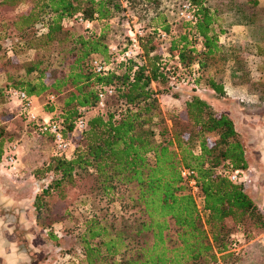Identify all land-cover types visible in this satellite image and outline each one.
<instances>
[{"label":"trees","instance_id":"trees-1","mask_svg":"<svg viewBox=\"0 0 264 264\" xmlns=\"http://www.w3.org/2000/svg\"><path fill=\"white\" fill-rule=\"evenodd\" d=\"M169 1L0 0V39L15 36L25 50L34 52L32 60L19 66L22 76L6 72V95L10 97L9 91L17 90L28 97L53 95L57 99L70 91L64 107L73 104L72 111L58 112L53 107L39 117L40 122L55 111L70 131L79 111H86L87 129L79 134L73 154L69 158L54 154L44 169L53 179L34 188L36 216L49 224L50 199L66 200L67 190L76 189L86 179L111 202L117 184H133L138 191L142 216L138 224L117 216L111 220L97 215L85 219L79 251L73 256L77 264L226 263L235 256L230 251L236 247L237 232L246 238L264 231V215L247 194L246 185L230 180L231 173L247 172L248 168L242 135L233 119L214 110L198 94L184 103V119L168 118L151 88L158 80L171 87V78L182 76L196 92L204 74L207 88L223 96V76L217 72L210 75V69L219 61L232 59L239 73L235 83L246 85L253 95L264 92V85L251 77L235 49L228 54L219 40L227 31L222 22L250 26L255 20L264 21V9L257 8L258 0H213L214 4L212 0H187L193 23H184L183 32L165 43L158 34L171 33L163 14ZM124 10L146 23L147 31L139 41L141 51L132 59L121 57L127 39L121 50L113 51L105 31L110 20ZM228 13L234 18L220 21ZM78 17L93 25L99 23L101 29L96 32L92 25L86 30ZM160 43L165 45L162 54L158 53ZM245 49L251 52L248 45ZM53 53L60 70L43 67ZM92 56L109 65V70L95 73ZM109 86L119 108L105 113L106 108L96 109L98 91ZM21 118L42 135L39 122ZM166 120H170L172 131ZM2 131L0 128V159L11 145L4 149L8 139ZM183 169L195 174L203 197L200 208L182 179ZM171 223L174 236L170 235Z\"/></svg>","mask_w":264,"mask_h":264},{"label":"rangeland","instance_id":"rangeland-1","mask_svg":"<svg viewBox=\"0 0 264 264\" xmlns=\"http://www.w3.org/2000/svg\"><path fill=\"white\" fill-rule=\"evenodd\" d=\"M180 3V1L171 0L164 5L163 9V14L166 16L170 28L176 35L183 32L184 26L176 17V12ZM214 3L215 2L212 0L211 4ZM224 17L227 21H230L231 17L234 18L231 13H228L227 17L224 15L220 21H222ZM134 19L137 18L131 11L124 10L110 20L109 28L105 31L111 48L115 47L117 50H121L126 41V24ZM74 29L80 32V29L77 27H74ZM93 29L96 32H99L101 25L99 23H94ZM230 36H232V39H229L228 44L232 45L226 47V52L230 54L231 49H235L236 52L239 50L238 53L245 56L248 60L251 77L255 81L264 85V76L261 77L255 71L257 61H255L254 58L247 56L249 52L245 55V52H247L245 45L242 46L232 43L233 41H239V39H234L236 34L233 33ZM0 46V91L2 93L0 98V128H3L2 136L8 139V142L5 143L4 149L7 150L8 145L16 143L18 157L16 172H11L6 167L4 163V154L0 159L1 194L4 197L15 195L17 198L28 199L34 195V188L36 185L43 186L46 183L48 184L51 182L53 179L51 173H44V169L46 163L54 157V144L48 136L39 135L33 130L31 125H28L21 118L19 113V102L6 95V72L18 75L19 77L22 76L23 73L22 70H19V66L24 62L32 60L34 52L31 50H25L20 43V39L15 36L0 39ZM164 46L163 43H160L158 53H163ZM172 62L175 63V61ZM58 64L56 53H53L50 56L48 55L45 59L43 67L48 65L49 70H60L61 68ZM33 76L34 75L28 78H32ZM204 76L205 75L203 74L198 80V84L201 86H198L200 91L207 89L206 77ZM171 79V87L167 81L158 80L151 85V88L156 92V98L160 109L164 114H167L168 118L171 115H174L184 119L183 104L181 103V100H175V98H178L180 94H184L186 89L191 90L192 85L181 84L180 80L183 79L182 76H176V79ZM69 92L70 91H66L63 95L58 96L54 103H50L48 97L42 95L36 105V112L39 117L43 116L45 112L53 107L57 108L58 112L72 111L73 104L64 107V102ZM255 96L250 98L251 101L249 105L247 104L250 108L246 109L247 111H253L257 114H264V92ZM224 97L225 102H228L231 98L225 95ZM105 108V113L116 112L118 110L119 107L115 96L106 99ZM165 123L168 129L171 130L170 120H166ZM154 132L155 140L159 142L160 137L157 135L158 131L155 130ZM170 134L168 137H170ZM64 136L73 144L75 149L79 140V134L70 131L68 127L65 126ZM210 138H212V136ZM250 138L251 141H253L251 135ZM251 144H253V148L251 149L255 153V155L252 156L255 164H263L261 157H259V155L261 156V151H259V148L257 147V142ZM256 147L257 149L255 150ZM246 150L247 149L245 148V151ZM256 167L257 170L254 169V171H252L253 180L251 181V184L246 185V192L257 204V198L254 199V194L257 193L255 188L259 186V180L264 181V171L261 172L262 169H258V165ZM92 183L94 184L91 179H86L78 184L76 189H68L66 192V200H60L57 197L50 199L52 219L49 221V224L47 220H44L45 224L48 225L47 228H45L44 233L47 234L46 238L49 241L51 250H53L48 252L45 250L43 253L44 255L48 254L47 262H49V264H77V261L73 256L76 257L75 255H77V252L79 251V234L82 232L83 223L87 218L97 215L111 220L113 217L117 216L129 220L132 225L138 224L142 219L141 207L137 201L138 191L135 185L117 184L114 191V200L111 202L106 200V197L102 194L96 192V187L91 186ZM15 186H17V191L18 186H20L19 193H14ZM24 186L25 189H21ZM92 189H95V191ZM192 195L194 196L196 204L200 208L202 206L201 196L194 195L193 193ZM261 195H259V198H263ZM257 206L264 215V207H260L259 204ZM170 235H175V228L172 223ZM235 235L236 247H232V250L230 251L234 253L235 256L226 263L219 262L218 264H264V231L260 233H252L246 238H243L241 232H237ZM54 247H56L55 250Z\"/></svg>","mask_w":264,"mask_h":264},{"label":"crops","instance_id":"crops-1","mask_svg":"<svg viewBox=\"0 0 264 264\" xmlns=\"http://www.w3.org/2000/svg\"><path fill=\"white\" fill-rule=\"evenodd\" d=\"M257 8L264 9V0H258ZM258 19V18H257ZM227 31L224 34L219 35L220 44L225 48L232 44H228L229 39H232L233 33L236 34L234 38L239 41H233L234 44L245 45L251 49L245 55L254 58L257 61L255 71L261 76H264V21L255 20L247 26L243 23L222 22ZM238 48V47H236ZM239 50L236 52V56H239V60L245 63L247 71L250 73L248 60L245 56L240 55ZM211 74H219L223 76V90L224 95L231 97L228 102H225L223 95H217L210 89H203L200 91L198 88L196 92L186 89L184 94H180L175 100H181L183 104L192 95L198 94L205 99L214 110L222 112L230 116L235 124L237 131L242 135V139L245 144V158L248 163L247 172L250 175L251 181L253 180L252 171L254 169H262L264 171V114H257L253 111H247L246 108H250L249 103L251 97L255 95L251 94L246 85H238L236 82V75L238 68L235 62L230 59L228 62H218L216 67L210 69ZM251 75V73H250ZM201 87V86H199ZM256 97V96H255ZM240 99V100H236ZM236 101V102H235ZM240 101V102H238ZM253 102V101H252ZM242 103V104H241ZM248 104V105H247ZM250 135L253 141H251ZM250 139V140H249ZM257 142V147L261 151V161L263 164H255L252 156L255 153L252 151L253 144ZM251 145V147H250ZM255 148V150L257 149ZM259 154V152H258ZM263 180V179H262ZM259 186L255 188L257 193L254 194V199L257 198V205L264 207V181H260ZM251 184V183H250ZM25 189V186L21 189ZM15 192H20V186H15ZM2 187L0 185V194ZM262 193V195H261ZM259 195L263 198H259ZM33 196L28 199L17 198L12 195L4 197L0 196V264H49L47 262V255L43 254L44 251H52L49 244L47 234H45V228L48 225L45 224V219L40 216L39 218L33 211ZM47 249H46V248ZM56 247H54V250Z\"/></svg>","mask_w":264,"mask_h":264},{"label":"built area","instance_id":"built-area-1","mask_svg":"<svg viewBox=\"0 0 264 264\" xmlns=\"http://www.w3.org/2000/svg\"><path fill=\"white\" fill-rule=\"evenodd\" d=\"M179 7L176 12V17L179 21L184 23L192 24L194 21L193 10L191 5L187 0H181ZM78 23L82 24L86 30L92 29V23L88 21H84L81 17L77 18ZM189 30V29H187ZM145 24L139 22L137 19H134L126 24V39H127V47L121 54V57L124 59H132L136 57L141 49H140V38L143 37L146 33ZM186 31V29H184ZM159 38L167 43L170 41L172 36L174 35V31L171 30V33H166L159 31ZM116 48H112L114 51ZM91 65L93 70L97 74H103L109 70V65H105L101 62V60L97 57H91ZM180 83L183 85H187L188 81L186 79H181ZM10 97L14 100H17L20 105L19 113L27 122L29 123H38L39 115L36 112V105L39 102V98L37 97H28L24 92H20L17 90L9 91ZM115 91L113 87H104L98 91V103L96 109L103 110L105 108V101L108 98L114 97ZM56 97L53 95L48 96V101L50 103H54ZM80 116L77 118L74 125V133L81 134L83 131L87 129V121H86V111L85 109H81ZM41 117V116H40ZM64 122L63 119L54 111L50 115H47L40 120L38 123V131L42 135H48L51 137L54 144V154L56 156H63L65 158H69L74 152L73 144L68 141L64 136ZM4 163L6 167L11 172L17 171V146L16 143H12L5 154ZM181 176L185 184L190 188L191 192L194 195L201 196V200L203 201V197L201 192L199 191L195 174L193 171L189 169H183L181 171ZM230 180L233 183L249 185L251 183V178L248 172L236 170L230 174ZM191 193V194H192ZM194 197V196H193Z\"/></svg>","mask_w":264,"mask_h":264}]
</instances>
